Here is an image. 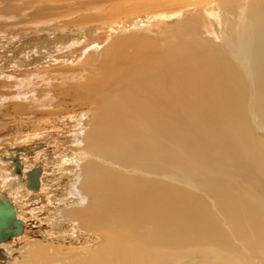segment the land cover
Here are the masks:
<instances>
[{"label": "bare ground", "instance_id": "bare-ground-1", "mask_svg": "<svg viewBox=\"0 0 264 264\" xmlns=\"http://www.w3.org/2000/svg\"><path fill=\"white\" fill-rule=\"evenodd\" d=\"M101 1L80 3L101 15L74 21L81 8L41 2L42 22L18 40L70 46L31 74L60 75L53 89L80 112L49 113L55 118L39 128L54 141L58 128H69L60 141L74 145L75 157L63 161L71 179L57 222L88 241L74 249L33 244L17 258L3 244L0 259L264 264V0H129L126 8L114 5L127 0ZM45 88L42 98L52 97ZM39 180L40 188L50 184Z\"/></svg>", "mask_w": 264, "mask_h": 264}, {"label": "rangeland", "instance_id": "rangeland-1", "mask_svg": "<svg viewBox=\"0 0 264 264\" xmlns=\"http://www.w3.org/2000/svg\"><path fill=\"white\" fill-rule=\"evenodd\" d=\"M69 1H70L69 3H65V1L63 0H0V53L3 54V56L0 54V137L2 138V136L4 135L3 139L8 140V142H3L0 144V174H4V175L6 174L5 175L6 179L11 176L15 180L17 181L19 180V183H17L16 185H13L12 183L10 184L6 179H3L4 177L3 175L2 177H0V190L6 193L9 196V198L12 199L15 205H18L19 207H21V215L19 218L24 220L25 227H26V230L23 236L19 237L16 242H12L13 245L19 244V247L17 249L16 248L13 249V252H15L14 258H17L18 256H22L23 255L22 251H25L26 249L31 247L33 244H42V242H44V243H48L49 246L53 245V246H58L59 248H62V249H68V248L74 249V248H79L78 244H86L88 241L87 234L82 233L81 231L79 232L78 230L77 231L79 234L75 233L76 230L72 223L62 222V221L61 223L57 222V214H58L57 208L61 206V204L63 203V200L64 201L66 200V195H67L66 185H67V181H70L71 179L69 178V173L71 172V169L69 168V166H67L68 164H66L65 166L63 161L66 159L69 160L75 157L73 153H71L74 150V145H71V148H70V144L62 145V142L60 141L61 138H64V139L67 138L64 132L66 131L65 133L68 134L69 128H66L65 130L58 128V131H55L56 132L55 134L57 135L56 136L57 141H54L55 139H52V138H46L45 132L47 130L44 131L39 128L40 126L41 128H43L46 124L44 123L42 125H39V122L48 121L50 123L51 122L50 119H52L53 121L55 117H50L49 113L53 114L57 112L58 114L59 113L62 114V113L69 112L71 114H75V113H80V112L78 111L77 108H75L73 101H72V104H73L72 105L70 101L68 102V100H65L63 96L59 94V91L55 92L56 90L53 89V87L57 84L55 83V81L56 82L57 80L62 81L61 79L62 77H58L60 75H55V76L50 75V73L47 72V71H50V68H47L45 71L47 72V75L51 76L50 79L44 78L41 80L40 79L41 75L36 74L37 76L36 77L31 74V70H36V68H38L39 66L44 67L47 64H49V61L52 60V58L56 55L58 51V50L56 51V49L65 48L64 50H66L67 48H70V46H64V47L60 46L59 47V46L50 45V44L48 46L47 45L39 46L36 44L22 45L18 42L19 38H23L22 35H27L31 33H33L31 35H34L33 29H32L34 24H37L38 22H42L39 20H43V16L38 17L36 14L43 13V12L37 13L35 9V8H38V5L41 4V2L48 3V5H50L51 7H54L56 5L58 6L63 5L62 3H65L67 4L66 6H64L65 10L81 8V10L76 11L75 9V11H73L75 12V15L73 14L71 15L70 21L77 20L79 17H84V16L90 17V16L101 15V12H98L93 9H91L92 11L89 9V12L88 11L84 12V10H87L89 6L93 4L83 5L82 7L80 4L82 2L101 3L102 2L101 0H69ZM104 1H109L111 3L112 0H104ZM131 1L134 2V0H131ZM132 2H129V0H127L126 2L123 3V5H120V4L114 5V8H118L120 6H122L123 8L129 7L132 4H134ZM42 9L45 10V6H43ZM35 16L37 17V19ZM12 41L14 43H11ZM19 41L21 42V40ZM3 47H9L6 53H3V50H2ZM60 67L61 66L59 65H55V68L57 69H59ZM70 67L72 66H68L67 68H70ZM17 69H18V73H17ZM23 76H25L26 78ZM20 79L23 81H20ZM30 81H31V84L28 83ZM46 81L49 82L48 84L52 83L48 88L46 85L47 83ZM45 86L47 89L45 88ZM44 88L47 90L46 92L52 91L54 93L53 96L42 98V96L46 95V94L44 95ZM17 95L18 97H15ZM23 96H27V98L29 96L31 97H29L28 99L27 98L25 99ZM3 99H5L6 102L2 104L1 100ZM42 101L48 102L46 105L47 110L41 105L40 102ZM24 106H25L24 108L25 111L22 110ZM21 110L25 114H23ZM36 119H38V121ZM32 122H34L35 126H32ZM24 125H30L29 129ZM55 130H57V128H55ZM30 134H33L32 137H30ZM20 149H22L23 151L19 153L24 152L23 155L20 154L21 160L23 159V162L25 161V163H23L22 165V167L25 168L23 174L30 170H41L42 172L41 178H45L49 180L50 184L52 183L51 185L48 184L46 188H45V185H43L37 194H33V192L27 188V186L25 185V182L23 181V178H21L22 179L21 181L20 177H18L20 176L19 174L14 173L13 175L11 173V170L14 169V166L12 165V162L8 161L7 159L8 157L11 158L14 155L18 156L19 155L18 150ZM67 150H69L70 152L67 153ZM2 157H4V159H2ZM56 168L59 169V172L58 170H56ZM67 168L69 170H67ZM46 169H48L49 171L45 172ZM67 171H70V172L67 173ZM65 172L67 173V175ZM52 176H54L55 179L50 178ZM62 178L66 180L64 181L62 180ZM57 179H60V181ZM47 187L49 190L47 189ZM64 194H65V197H64ZM31 195H35L40 198L42 197V200L39 199L36 201H32L30 199ZM58 198L61 200H59ZM51 201H54V202H51ZM47 207H51V208L53 207L52 209L55 208L54 209L55 213H53L54 211H52V209L50 211L49 209L47 210ZM62 227H67L66 231H64ZM70 239L72 240L74 239L73 241L75 243H71V245H68L66 241H69ZM81 239L83 241H80ZM5 251L7 252V249H5ZM4 259L5 257L3 256L0 259L1 260L0 264H5L6 261L8 264L9 259L7 260L6 259L4 260ZM21 261H23V259H21ZM197 263L198 264H209V263L217 264V262L205 261L204 259L200 257H199V260H197V262L194 264H197ZM9 264H16V263L9 262Z\"/></svg>", "mask_w": 264, "mask_h": 264}, {"label": "water", "instance_id": "water-1", "mask_svg": "<svg viewBox=\"0 0 264 264\" xmlns=\"http://www.w3.org/2000/svg\"><path fill=\"white\" fill-rule=\"evenodd\" d=\"M14 167L19 171V177L23 178L24 168L21 166L20 160L18 158L11 159ZM49 171L48 169L45 172ZM41 170L38 171H27V179L23 180L24 182H31L33 187L28 188V185L25 183L27 188L37 194L40 190V177ZM46 181V180H45ZM42 180V182H45ZM30 199L32 201L38 200L35 195H31ZM19 211V210H18ZM18 211L16 206L13 204V201L9 196L0 190V246L1 245H13L12 242H16L19 237L23 236L26 227L23 220L18 218ZM21 213V212H20ZM15 248L19 247V244L13 245ZM4 253V250L0 248V257Z\"/></svg>", "mask_w": 264, "mask_h": 264}, {"label": "crops", "instance_id": "crops-1", "mask_svg": "<svg viewBox=\"0 0 264 264\" xmlns=\"http://www.w3.org/2000/svg\"><path fill=\"white\" fill-rule=\"evenodd\" d=\"M15 149V148H14ZM24 154V152L23 153H21V155H23ZM13 157H15V155L13 156ZM13 157H11V158H8L7 160L8 161H11V159H13ZM21 157V156H20ZM2 159H4V157H2ZM21 159V158H20ZM12 162V161H11ZM23 163H25V161L23 162V159L21 160V164L23 165ZM12 165L14 166V164L12 163ZM30 171H32V170H30ZM11 173L14 175V173L15 174H18L19 173V171H18V169L16 168V167H14V169H12L11 170ZM25 174V173H24ZM41 177H42V172H41V174H40V179H41Z\"/></svg>", "mask_w": 264, "mask_h": 264}, {"label": "flooded vegetation", "instance_id": "flooded-vegetation-1", "mask_svg": "<svg viewBox=\"0 0 264 264\" xmlns=\"http://www.w3.org/2000/svg\"><path fill=\"white\" fill-rule=\"evenodd\" d=\"M20 150L23 151L22 149H20ZM18 154H19V155H18V156L16 155V156L19 157V159H20V154H21V153H18ZM16 156H15V157H16ZM20 160H21V159H20ZM34 171H38V170H34ZM26 173H27V172H26ZM26 179H27V176H26V174H24V176H23V180H26ZM25 183L28 185V188L33 187V185H32L31 182H26V181H25ZM28 228H29V227H28Z\"/></svg>", "mask_w": 264, "mask_h": 264}]
</instances>
